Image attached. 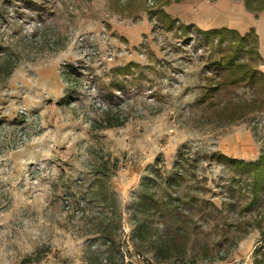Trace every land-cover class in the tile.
<instances>
[{"label":"rangeland","instance_id":"1","mask_svg":"<svg viewBox=\"0 0 264 264\" xmlns=\"http://www.w3.org/2000/svg\"><path fill=\"white\" fill-rule=\"evenodd\" d=\"M35 1L42 14L0 0V264H124V250L154 264H264V192L253 206V175L211 158L264 154V82L220 83L210 63L222 55L197 33L252 31L263 61L246 62L264 71V9ZM169 195L187 234L165 258L175 226L148 208Z\"/></svg>","mask_w":264,"mask_h":264},{"label":"trees","instance_id":"2","mask_svg":"<svg viewBox=\"0 0 264 264\" xmlns=\"http://www.w3.org/2000/svg\"><path fill=\"white\" fill-rule=\"evenodd\" d=\"M21 3H23V6H27L31 8L33 11L37 12L38 14H42L44 12V6H40L39 2L35 0H19ZM47 3H50L51 0H46ZM246 6L251 11H261L264 9V0H245ZM160 18V21L163 26H167L169 30L179 29V27L175 26V21L172 19V17L166 13L164 10H161L157 14ZM182 26V25H181ZM187 29V27H184ZM197 33L200 35V38L206 40L207 42H210L211 44H216L215 48L217 49V54L219 53L221 58L219 60L215 59L210 63L211 65H214L216 67L212 68V71L217 72L215 74H218V81L222 80V76L219 75V71L223 74V84L227 86H234L237 84L246 83L253 85V86H260L262 84L261 82H264V71H261L259 69H255L254 65H249L247 60V56H251L252 58H255V56L258 58L259 61H263L262 55L257 48H249V44L251 42L250 34L253 36L254 34L251 31L250 33H247L246 35H241L239 32L235 30H229V29H211V30H201L197 28ZM185 33L186 30H185ZM257 38V37H255ZM258 44V39H257ZM133 68H138V65L131 62L125 67H120L114 70V73L116 75H122V76H129L131 73H133ZM123 89V88H122ZM107 115H115L112 112H107ZM114 117V116H113ZM106 126L114 127L119 126L120 124L113 125L110 120L107 121ZM121 122V121H119ZM211 158L214 160H218L220 163L226 164L228 167L232 168L234 171L236 170L237 173L244 175L249 174L253 175L252 179V194L254 196V202L252 203L253 206L257 203V200L261 197L262 192H264V154L260 156V158L257 161H251L247 162L243 159H236L228 157L227 155L223 153H213L211 155ZM240 175V176H241ZM183 176L184 175H180ZM177 179V178H176ZM175 178H170L169 182L172 183H180L182 179L176 180ZM261 189V190H260ZM152 200V203L150 202V206L148 208V211H152L153 216H159L160 219H163L165 221H171L173 225L171 227L175 226V229L172 233V235L168 234L167 239L160 245L159 250L163 253H165V258H169L173 255V251H178L182 248L183 245L180 244V241L182 238H184L187 234L186 228L184 227L185 224V216H183L182 208L180 205V199L174 198L172 195L166 196L164 198L160 199H150ZM209 204L212 203L211 200L205 199ZM198 203V198L192 197L189 199L188 204ZM214 204V203H212ZM178 212V213H177ZM190 217L189 215H186ZM229 240V239H228ZM238 244L234 241L233 245L235 246ZM183 251H180L179 254H182ZM206 254V253H205ZM230 255L227 253L224 255L222 260H225ZM260 262V261H259Z\"/></svg>","mask_w":264,"mask_h":264},{"label":"built area","instance_id":"3","mask_svg":"<svg viewBox=\"0 0 264 264\" xmlns=\"http://www.w3.org/2000/svg\"><path fill=\"white\" fill-rule=\"evenodd\" d=\"M123 254L125 256V263L124 264H154V263H145V259L141 254H135L133 257V260H129L128 258V252L125 250L123 251Z\"/></svg>","mask_w":264,"mask_h":264}]
</instances>
